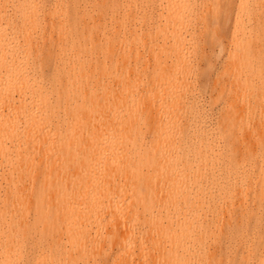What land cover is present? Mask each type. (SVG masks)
<instances>
[{
  "label": "bare ground",
  "instance_id": "1",
  "mask_svg": "<svg viewBox=\"0 0 264 264\" xmlns=\"http://www.w3.org/2000/svg\"><path fill=\"white\" fill-rule=\"evenodd\" d=\"M0 264H264V0H0Z\"/></svg>",
  "mask_w": 264,
  "mask_h": 264
}]
</instances>
